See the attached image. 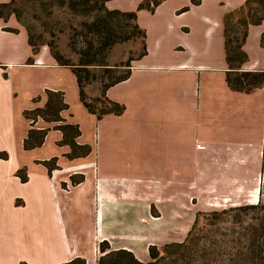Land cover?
I'll return each instance as SVG.
<instances>
[{"label": "crops", "instance_id": "1", "mask_svg": "<svg viewBox=\"0 0 264 264\" xmlns=\"http://www.w3.org/2000/svg\"><path fill=\"white\" fill-rule=\"evenodd\" d=\"M141 1L106 0L105 6L131 11ZM244 1L160 0L152 11L138 9L146 52L105 92L123 111L100 118L79 100L71 69L44 46L32 54L26 30L10 14L0 17V150L8 155L0 158V264L75 256L94 264L98 241L117 242L120 215L130 213L137 228L152 225L146 215L160 218L140 200L155 197L154 188L176 224L188 198L204 206L256 201L264 169V84L250 92L229 87L224 49V15ZM263 34L264 19L248 26L242 70H264ZM45 89L63 92L68 108L61 116L78 124L77 143L91 149L86 156L69 158L62 132L41 118L32 126L48 128L43 142L23 147L31 127L23 111L43 106ZM19 169L26 170L25 181ZM71 176L82 178L72 183ZM28 253L47 257L30 260Z\"/></svg>", "mask_w": 264, "mask_h": 264}, {"label": "trees", "instance_id": "2", "mask_svg": "<svg viewBox=\"0 0 264 264\" xmlns=\"http://www.w3.org/2000/svg\"><path fill=\"white\" fill-rule=\"evenodd\" d=\"M106 0H67L66 6L74 13L92 16L89 37L84 41L83 49L79 57V63L71 66L64 61L51 45V54L55 61L62 66H67L74 73L78 87L79 100L83 106L96 117L100 118L107 113L120 114L124 106L106 97L107 88L119 81L126 79L130 74L128 69L116 76L103 75L99 80V96L89 99L85 93V86L93 77L89 70L92 65L103 67L106 51L111 47L113 39L117 36L126 40L129 36L139 37L142 43L141 52L136 58L146 52L145 30L136 21V11L141 8L153 10L160 0H142L135 10L122 11L109 9L105 6ZM14 0L0 3V17L6 20L10 13L17 15L12 9ZM244 12V13H243ZM8 14V15H7ZM264 19V0H245L243 5L226 13L223 18L224 25V49L227 63L226 81L234 90L250 92L264 84V70H242L241 66L247 59V54L242 45L247 35L250 24H258ZM18 20V19H17ZM235 22V25H231ZM4 30L15 32L16 29L4 27ZM28 43L31 52L38 50V43L33 35L26 29ZM264 46V34L261 37ZM135 58V59H136ZM95 59H100L94 63ZM134 60V59H133ZM29 57L27 62H31ZM125 65V64H124ZM110 71V70H107ZM46 101L41 107H34L23 111L25 118L30 120L31 127L23 139V147L31 149L41 145L48 128L33 127V123L41 118L47 122H54L53 128L62 132V144L70 146L69 158L84 157L90 152L88 144H79L76 138L80 134L78 124L64 122L61 111L68 108L62 91L45 89ZM98 102L99 105H96ZM7 152L0 150V158L6 159ZM48 168L53 167V162H45ZM18 176L22 181L26 180V170L19 169ZM82 176H71L72 183L80 181ZM259 199L256 203L242 204L209 212L211 219L205 222L203 227H197L201 213L195 215L193 224L183 241L169 242L162 247L154 244L148 245V261H140L132 251L125 248L112 249L106 240L98 243L100 252L96 264H264V184L260 185ZM230 213V214H229ZM249 214L250 221L246 224L244 216ZM230 215L232 228L223 227L224 216ZM19 264H30L20 262ZM49 264H86L85 259L75 256L67 261Z\"/></svg>", "mask_w": 264, "mask_h": 264}, {"label": "rangeland", "instance_id": "3", "mask_svg": "<svg viewBox=\"0 0 264 264\" xmlns=\"http://www.w3.org/2000/svg\"><path fill=\"white\" fill-rule=\"evenodd\" d=\"M66 1L67 0H14V3L11 7L18 18H16L14 13H10V15L15 18L17 27H22L25 30L28 29V31L37 41L38 48L44 46L51 53V48L48 46L51 45L53 50L57 51L61 56H63L64 61L69 63L71 66H76L79 63V57L83 49L82 47L84 41L91 33L90 29L92 27L90 22L93 18L91 15L72 12L67 8ZM230 24L235 25V22H231ZM8 27L14 29L16 28L13 26ZM141 49L142 43L139 37L129 36L128 39L121 40L115 36L113 43L106 51L103 60V63H105L103 67L110 69H102L99 65H92L89 67L93 77L91 82L86 84L84 88L87 97L89 99L98 97L99 80L101 79L102 75L104 81L108 79L106 75L116 76L126 71L128 69L126 64H130L131 66L133 59L138 56V54L141 52ZM98 61H100V59H95L94 63H98ZM96 105H99L98 102H96ZM262 183L264 184V169L261 172L260 185ZM154 193L156 195L155 197L140 200H148L150 203V214L153 216H160V218H155L154 220L149 215H146V217L143 219H145L146 222H148V220L153 221L152 225L150 222L149 226L141 224V228H137L134 223L135 218L133 219L130 213L120 215L121 218L119 223H122L124 227L117 230V242L113 244L110 243L111 247L127 246L131 248L135 255L138 256L140 261L144 262L149 260L147 250L148 245L154 244L160 248L169 242L183 241L187 235V232L191 228L195 215L198 211L201 213L198 224L196 225L199 228L203 227L205 222L211 219L210 215L205 214L232 206L256 203L260 197L256 196V201L254 202H244L241 204L226 206L218 204L204 206L200 203L199 199L195 197L188 198L187 204H184L185 206L183 205L181 207L184 210V213L182 215H176L178 218H181V221L179 220V223L181 224H176L177 220L173 219V215L164 213L165 206L162 192H160L158 188H154ZM176 208L179 209V205H176ZM161 212L164 213V215ZM248 216L249 214L244 216L243 223L246 224L250 221ZM230 220V215H225L224 222L221 225L226 228L234 227L235 224L231 223ZM174 226L178 227L174 228ZM99 242L100 241H98V243ZM118 243H125L127 245H119ZM14 244L12 245L13 249L18 250L20 246L16 245V243ZM99 253L100 252L98 251L97 247L94 256V264L97 263V258L100 255ZM22 255L24 256L25 253H22ZM42 256L43 255H31V253H28V255L26 254V257H28L30 260L42 259ZM43 257L46 258L47 255L45 254ZM27 263L49 264L46 262L40 263L38 261H30Z\"/></svg>", "mask_w": 264, "mask_h": 264}]
</instances>
